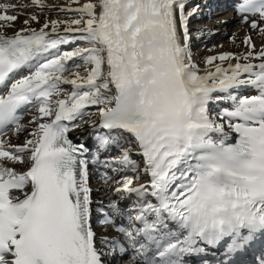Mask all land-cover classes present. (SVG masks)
Here are the masks:
<instances>
[{
  "label": "snow or ice",
  "instance_id": "1",
  "mask_svg": "<svg viewBox=\"0 0 264 264\" xmlns=\"http://www.w3.org/2000/svg\"><path fill=\"white\" fill-rule=\"evenodd\" d=\"M31 6L55 7L0 3V133L28 132L0 135V264H107L129 250L135 264H189L208 248H264V46L245 35L246 53L209 56L201 73L189 47L200 6L187 0H69L71 18L16 28ZM237 11L264 37V0ZM84 124L91 145L68 136ZM90 162L117 174L103 173L117 198L97 211L118 236L93 229Z\"/></svg>",
  "mask_w": 264,
  "mask_h": 264
},
{
  "label": "rangeland",
  "instance_id": "2",
  "mask_svg": "<svg viewBox=\"0 0 264 264\" xmlns=\"http://www.w3.org/2000/svg\"><path fill=\"white\" fill-rule=\"evenodd\" d=\"M47 1H57L61 6L69 3V0H45V2ZM232 1H236L235 3H238L240 0H187L188 7H186V11H191L192 7H195L196 5L200 6L197 15L191 17L189 20V28L191 32L190 42L192 43L190 52L193 60L198 63V67H201L205 59L209 56L218 55L217 53L220 54L222 52L232 53L233 51L229 42L233 39V37H241L243 36V33H245L252 36L254 44L264 40V37H262L258 32L251 30L249 26L246 27V24L242 23L243 14L237 11L235 4H231ZM20 2H31V0H8V2L5 4H15L18 6V3ZM84 2H86V0H80L81 4ZM76 6L77 5H73V7ZM204 8L206 11H203ZM72 15L73 14L71 12L66 13L59 11L57 17L55 18L69 19L72 17ZM255 18L259 19L258 16ZM228 29H230V32H228ZM243 50L244 49H242V51ZM80 71H83V68H81ZM64 88L68 92L72 90L70 85L64 86ZM90 110L94 111L95 109L93 108ZM34 112L35 109L29 108L23 112L20 118V122L27 126L28 131H31L34 127V125L30 123ZM12 127L13 126L8 127V129L5 132L0 133V135L3 136L6 132L10 131ZM19 137V142L22 144L24 140L28 138V132L19 133ZM9 166H16L19 168V170L25 168V166L20 164H9ZM102 175L103 173H99V176L92 174V181L96 183V181L101 179ZM129 175L133 174L130 173ZM93 222L95 225H98L99 219H93ZM110 264L118 263L112 262Z\"/></svg>",
  "mask_w": 264,
  "mask_h": 264
},
{
  "label": "bare ground",
  "instance_id": "3",
  "mask_svg": "<svg viewBox=\"0 0 264 264\" xmlns=\"http://www.w3.org/2000/svg\"><path fill=\"white\" fill-rule=\"evenodd\" d=\"M6 2H8V0H0V3L5 4ZM235 2L236 1H232L231 4H235V7H237V5L242 3L243 0H240L238 3H235ZM46 4L54 5L55 7H51V8L46 7V9H44L43 11H41L40 9H38L34 6H31L28 8H19L18 7V11L20 12V16H19V19L15 22L16 28L22 27L23 26V20L31 14H36L40 18V24H36L35 22H33V24H32V27H37V28L43 24L45 19H61V18H55L58 15L59 8L61 5H59V3L57 1L56 2L55 1H50V2L47 1ZM19 5H31V2H24V3L20 2V3H18V6ZM203 11H206V9L204 8ZM255 17L250 15V19H256ZM245 26L248 27V24H246ZM254 31L258 32L256 30H254ZM228 32H230V29H228ZM245 35H250V34L243 33V36H241V37L237 36L235 38L234 42H233V39L229 42L230 47L232 48V51H233L232 53L240 54V53H246L248 51L247 46L242 43ZM191 44L192 43L189 42L190 49L192 46ZM255 45H256L257 49H259L260 47L264 46V40H262L261 42H258ZM242 49H244V50L242 51ZM217 54H219V53H217ZM192 60H193V58H192ZM193 62L198 66V63H196V61L193 60ZM218 62L219 61H217V63ZM235 62L236 61H234V60L232 61V63H235ZM258 62L259 61H255V60L253 61V63H258ZM227 63L228 62L226 61L225 66ZM206 67L207 66L205 65L204 62H203V65H201V67L199 66L201 73H203V71ZM256 92H257V90L253 89V88H249L246 90V94H256ZM229 105H230V102H225V101H221L219 104H214L212 106L213 111H214V115H215V113H218L222 108L228 107ZM23 112L24 111H21L19 113L20 118H21ZM19 122H20V120H19ZM20 124H22V123L20 122ZM22 125H24V124H22ZM90 131H91V129L89 128V126L87 124H84L80 128H76L73 131H70L68 133V136L70 138H78L79 137L81 139H87V140L89 139L88 144L91 145L93 143V138L90 136ZM234 135L235 134H230V141H231V137L232 136L234 137ZM3 138L4 139H10L11 143H13V144H21L19 142L20 141L19 134L18 135L14 134L12 129L10 131L6 132L3 135ZM137 151H138V149L135 146H132L133 158L140 160L142 162L141 157L137 155ZM103 158H105V157L102 156V159ZM9 164H11V163L9 162ZM13 167H15L18 171L26 170L25 168L22 170H19L18 167H16V166H13ZM106 171L108 172L109 176L117 177L116 173H112L111 171L103 168V166L92 164L91 162L89 163V187L92 189L91 199L93 201V205H92V207H93L92 226H93L94 231L96 232L97 238L104 237V236L114 237V236L119 235V233L116 232L114 227H112L110 225H104L103 226L101 224L95 225L93 222V219L96 220V219H98L99 216H101V214L97 211V208L99 207V201L103 200V201L107 202V200L109 198H117V194L114 192V188L117 187L118 185H116L113 180H109L107 183H105L103 175H102L101 179H99V181H96V183L92 181V174H96L99 176V173L101 174V173H104ZM147 180H148V177L141 176L139 183H146ZM101 194H103V195H101ZM133 199H134V197H133ZM98 246L100 248H102L105 252L108 251L107 246L99 245V243H98ZM127 255H120L118 253L117 254H109V255H106L104 257V259L106 260L107 264H110L112 262H117L118 264H135L131 250H129V254H127Z\"/></svg>",
  "mask_w": 264,
  "mask_h": 264
}]
</instances>
